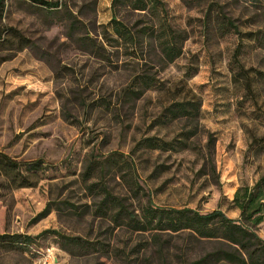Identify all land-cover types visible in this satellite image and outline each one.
I'll return each mask as SVG.
<instances>
[{
	"label": "rangeland",
	"instance_id": "374dc122",
	"mask_svg": "<svg viewBox=\"0 0 264 264\" xmlns=\"http://www.w3.org/2000/svg\"><path fill=\"white\" fill-rule=\"evenodd\" d=\"M49 1L59 6L3 0L2 26L31 44L18 52L0 44V153L21 163V172L27 161L41 164L29 172L32 187H15L0 169V235L31 237L23 244L0 237V264H179L185 234H162L169 248L164 259L150 232L94 214L101 196L86 188L81 173L94 159H106L88 183L105 182L136 211L149 204L201 213L219 208L238 219L235 190L264 172V0H142L144 9L134 8L137 0L115 6L113 0ZM67 11L80 21L75 35L102 43L110 61L68 37V21L61 20ZM114 16L138 37L111 35ZM159 25L185 35L180 56L166 67L153 40L152 27ZM142 73L163 90L120 98ZM168 86L180 89L179 99L187 88L200 97L195 119L157 122L173 98ZM147 136L172 144L138 146ZM63 200L35 220L48 202ZM52 229L91 245L70 254L45 232ZM257 232L264 239V220ZM215 246L197 242L188 256Z\"/></svg>",
	"mask_w": 264,
	"mask_h": 264
},
{
	"label": "trees",
	"instance_id": "16d2710c",
	"mask_svg": "<svg viewBox=\"0 0 264 264\" xmlns=\"http://www.w3.org/2000/svg\"><path fill=\"white\" fill-rule=\"evenodd\" d=\"M34 3L41 4L49 8H57L58 1L49 0H31ZM154 5L157 0H147ZM119 0H113L115 6ZM146 3L142 0H137L134 3V8L144 9ZM4 8L3 0H0V44L6 49L13 52H18L23 48L29 47L31 41L23 36L19 31L9 28V31L2 26V13ZM57 10V9H55ZM68 21V37L73 40H81L80 43L86 47L88 51H94L102 59L110 61L109 56H106L103 44L96 42L95 39L86 35L78 37L75 31L79 28L80 21L70 11L66 12V17H61V20ZM112 31L111 35L118 37L123 36L130 41L138 37V33L132 32L127 25L118 20L115 16L111 20ZM232 28L235 25L229 22ZM182 30L172 28L171 26L159 25L152 27L153 40L156 41L155 46L159 48V61L162 67H166L173 62L182 52V41L185 39ZM13 37L7 38L6 35ZM109 35V37L111 36ZM113 42L117 39L110 37ZM110 46L116 44L108 43ZM184 82V80H181ZM163 83L157 80L152 75L146 73L136 74L131 81L122 88L120 98L124 101H132L140 98L143 93L149 89L163 90ZM184 88V87H182ZM166 92L173 95L170 103L164 105L162 112L157 117V122L165 120L171 122L175 119H195L199 112L200 97L190 89L184 92V96L179 99L180 89L166 87ZM193 131L185 133V138L188 139ZM186 142V141H184ZM138 146L148 147L151 149H165L166 146L172 144L163 140H158L154 137H144L138 141ZM104 162L99 159L91 161L83 173L81 179L89 191H96L101 196L94 208V214L97 216H106L117 225L127 226L138 231H148L151 233L153 243L158 245L159 254L162 253L165 259L169 248L163 244L161 236L165 232L183 233L185 234V242L181 244L177 252L179 264H264V239L258 234L257 226L264 220V172L261 173L254 183L249 185L239 186L232 198V205L239 210V218L233 219L228 217L221 209L216 208L209 212L201 213L197 209L188 207L181 208H164L153 204L142 206L140 211H136L123 196L116 195L111 192L105 182L92 181V174L96 167L100 171L104 168ZM26 168L25 172L18 171L19 165H22L13 158L0 153V169L5 170L9 175L11 182L15 187H32L35 186L36 180L32 179L33 174L29 173L32 170L40 168V160L27 161L23 163ZM17 170L18 175L14 174ZM56 209L60 208V204H67L66 200L54 202L50 201L44 209L38 213L35 220L46 216L53 206ZM72 206V204L70 205ZM58 237L59 244L62 249L70 254H77L87 251L90 247L88 241L83 240L80 236L64 235L57 230H48ZM1 238H9L12 243H27L31 237L23 234H7L0 235ZM204 241L217 242V246L206 251L205 253L189 258L188 254L194 248L195 243Z\"/></svg>",
	"mask_w": 264,
	"mask_h": 264
}]
</instances>
